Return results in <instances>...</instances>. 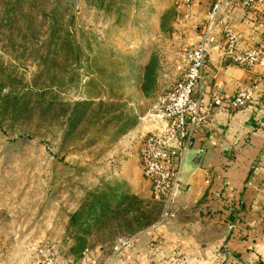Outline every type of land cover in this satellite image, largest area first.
<instances>
[{
    "label": "rangeland",
    "instance_id": "obj_1",
    "mask_svg": "<svg viewBox=\"0 0 264 264\" xmlns=\"http://www.w3.org/2000/svg\"><path fill=\"white\" fill-rule=\"evenodd\" d=\"M198 2L0 0V264H104L160 223L123 141L199 42Z\"/></svg>",
    "mask_w": 264,
    "mask_h": 264
},
{
    "label": "crops",
    "instance_id": "obj_2",
    "mask_svg": "<svg viewBox=\"0 0 264 264\" xmlns=\"http://www.w3.org/2000/svg\"><path fill=\"white\" fill-rule=\"evenodd\" d=\"M213 1L196 6L204 18L201 30ZM229 28L240 35L241 48L258 46L264 52L263 20L247 23V13L237 8ZM247 83L258 85L254 103L244 111L216 110L201 128L182 167L190 193L180 198L173 218H160L136 235L133 261L127 264H259L264 259V69L246 71L212 51L205 103L216 96L229 100ZM154 117L122 142L132 158L138 159V139L160 128L162 120ZM208 178L213 187L205 184ZM203 206L212 214L204 215Z\"/></svg>",
    "mask_w": 264,
    "mask_h": 264
},
{
    "label": "built area",
    "instance_id": "obj_3",
    "mask_svg": "<svg viewBox=\"0 0 264 264\" xmlns=\"http://www.w3.org/2000/svg\"><path fill=\"white\" fill-rule=\"evenodd\" d=\"M237 8L247 13V23L264 21V0H214L207 25L200 30L199 42L181 56L178 80L168 88L160 103L157 114L162 120L160 128L138 140L142 175L151 188L153 201L162 206L161 222L175 216L180 198L191 191L182 182V167L201 128L216 110L225 111L227 107L244 111L255 101L256 83L243 84L229 100L216 96L207 103L204 101L210 55L215 49L231 64L246 71L264 69V52L258 46L241 48L240 35L229 28L232 12ZM205 184L213 187L214 182L208 178ZM201 212L212 214L208 206H203ZM136 240V236L118 239L104 264L132 262ZM48 252L38 250V264H59Z\"/></svg>",
    "mask_w": 264,
    "mask_h": 264
},
{
    "label": "trees",
    "instance_id": "obj_4",
    "mask_svg": "<svg viewBox=\"0 0 264 264\" xmlns=\"http://www.w3.org/2000/svg\"><path fill=\"white\" fill-rule=\"evenodd\" d=\"M159 207H160V206H159ZM95 208H96V207H95ZM160 209H161V214H162V207H160ZM99 210H100V212H101V215H100V216H101L102 218H106V216H105L106 210H105L103 207H101V206H100ZM104 212H105V213H104ZM76 216H77V215H74V217H76ZM74 217H73V218H74ZM131 236H134V235H131ZM127 237H129V236H127ZM259 264H264V259L261 260Z\"/></svg>",
    "mask_w": 264,
    "mask_h": 264
},
{
    "label": "water",
    "instance_id": "obj_5",
    "mask_svg": "<svg viewBox=\"0 0 264 264\" xmlns=\"http://www.w3.org/2000/svg\"><path fill=\"white\" fill-rule=\"evenodd\" d=\"M197 157H198L197 159H199V155H197Z\"/></svg>",
    "mask_w": 264,
    "mask_h": 264
}]
</instances>
